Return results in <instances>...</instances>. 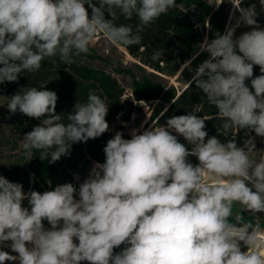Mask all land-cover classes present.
<instances>
[{
  "label": "clouds",
  "instance_id": "9594fccd",
  "mask_svg": "<svg viewBox=\"0 0 264 264\" xmlns=\"http://www.w3.org/2000/svg\"><path fill=\"white\" fill-rule=\"evenodd\" d=\"M229 2L235 23L197 46L193 59L202 53L207 59L192 70L191 83L218 110V132L231 139L209 137L207 118L188 112L158 127L141 125L130 139L115 132L103 148L105 161L93 162L78 188H53L48 181L50 190L25 191L0 175V264H264V155L248 147L264 138V28L255 3ZM259 3L264 10V0ZM175 4L0 0V84L38 72L46 59L74 63L100 34L113 45H140L144 28ZM120 17L138 23L117 24ZM241 25L250 30L236 36ZM161 55L156 50L151 59ZM254 66L261 74L253 78ZM52 80L21 87L6 104L10 114L40 121L22 138L28 161L38 152L40 160L55 163L70 156L74 144L110 130L109 106L93 91L66 120L58 114V95L46 89ZM241 130L242 147L233 136Z\"/></svg>",
  "mask_w": 264,
  "mask_h": 264
},
{
  "label": "trees",
  "instance_id": "16d2710c",
  "mask_svg": "<svg viewBox=\"0 0 264 264\" xmlns=\"http://www.w3.org/2000/svg\"><path fill=\"white\" fill-rule=\"evenodd\" d=\"M186 1L176 0L175 7L170 9L166 15H161L154 23L146 26L141 33L140 45L122 46L135 61L140 63L138 66L145 72L142 78H137L128 71L132 76L134 100L136 102L154 103L158 101L151 114V118L155 121V127L165 124L166 120L174 115L194 112L198 116L207 118L205 130L209 137L217 136L222 142H226L227 139H231V136L225 138L218 132L221 124L216 115L218 110L209 105L204 93L194 83H191L194 74L192 70L207 59V53H202L193 59L198 51L197 46L204 37L197 26V22L181 7V5H185ZM106 18L110 19L107 14ZM116 23L136 24L138 20L134 17L132 21H126L120 17ZM156 50H162V55L159 60L153 61L151 57ZM95 58L100 57L89 52L76 57L75 62L71 64L61 63L58 58L46 59L42 62L38 72L21 74L18 82L0 84V95L9 99L21 87H40L45 80L53 77L55 80L48 82L46 89L55 91L58 95L56 107L58 114L65 115L64 119L66 120V115L73 110L74 105L78 101L85 102L89 91H93L104 99L109 106L106 120L110 128L115 117L128 112L125 108L126 102L131 107L133 102L123 99L125 89L111 73L105 69L95 68L88 63V60ZM189 60L192 62L185 63ZM146 69H150V72H146ZM117 72L123 73L125 71L119 70ZM260 74L259 66H254L253 78ZM177 75L180 88L166 79V77L174 78ZM246 84L251 89L250 80L246 81ZM185 85L188 86L185 88ZM179 90L181 93L178 95ZM24 117L26 123L23 134L25 135L40 121L25 115ZM250 135L253 136V133ZM233 136L236 138L238 146L242 147L247 138L244 130L234 132ZM109 137V132H106L97 139H90L86 143H76L72 146L70 156L61 157L55 163L40 160L38 152L29 161L27 169H23L14 163L0 162V175L9 181L21 183L25 191L30 188L40 192L50 190L48 181H51V187L57 184L73 183V166L77 163L83 161L86 163H103L105 161L103 148ZM255 144L254 140V144L248 146L249 149ZM24 203L27 206V201Z\"/></svg>",
  "mask_w": 264,
  "mask_h": 264
},
{
  "label": "rangeland",
  "instance_id": "374dc122",
  "mask_svg": "<svg viewBox=\"0 0 264 264\" xmlns=\"http://www.w3.org/2000/svg\"><path fill=\"white\" fill-rule=\"evenodd\" d=\"M253 3H255L257 7L258 23L264 28V10H261L259 0H243L242 6L249 7ZM181 7L197 22V26L204 38L207 36L209 39H212L216 32L223 33L230 23H235V19L230 21L233 5L229 0H187L185 5H181ZM238 16L239 12L237 11L236 17ZM249 30L248 27L241 25V27L237 28L235 35L239 36L242 32ZM89 52L100 58L90 59L88 63L95 68L105 69L108 73H111L125 89L123 99L133 102L132 107L126 102L125 108L128 112L126 114H119L111 122L110 130L108 131L110 135L109 139H111L117 131L122 132L125 139H130L131 131L133 129H140L141 125H143L145 129L150 126L155 127V121L151 118V114L158 101L154 103L145 101L136 102L134 100L132 76L128 71L133 73L137 78H142L145 72L138 66L140 63L132 59L124 47L111 44L103 34L98 35L92 44H90ZM119 70L125 72L119 73L117 72ZM146 72L149 73L150 69H146ZM177 77L178 75L174 78L166 77V79L180 88L181 86L177 81ZM7 102L8 99L0 95V162L14 163L23 169H27L29 161L23 155V149L21 147L24 135V124L26 123L25 117L19 112L14 115L10 114L6 105ZM253 136H255L254 133ZM179 139L182 143H186L182 137ZM255 142L256 144L250 148L251 153L253 155H264V138L255 137ZM189 159L194 165L198 163L195 157H190ZM92 165L93 162L86 163L83 161L73 166L74 176L78 174L80 178L79 180L74 178L73 181V184L77 188L79 183L87 177ZM54 187L55 186H53V188ZM235 210L234 208V212ZM244 215L247 220H256V217L251 214L245 213ZM259 215H261L259 218L260 223L262 227H264V214ZM45 227H48L47 222H45ZM123 247L124 245H121L119 248L114 249V253H119ZM4 250L10 251L8 248ZM13 255H15V253H13ZM7 264H12V262H7ZM82 264H88V262L85 261L82 262Z\"/></svg>",
  "mask_w": 264,
  "mask_h": 264
},
{
  "label": "water",
  "instance_id": "95a60500",
  "mask_svg": "<svg viewBox=\"0 0 264 264\" xmlns=\"http://www.w3.org/2000/svg\"><path fill=\"white\" fill-rule=\"evenodd\" d=\"M127 53H128V52H127ZM128 54H129V53H128ZM129 55H130V54H129ZM187 86H188V85H187ZM187 86H185V88H186ZM185 88H184V89H185ZM180 93H181V91L179 90L178 95H179ZM168 107H169V105H168ZM168 107H167V108H168Z\"/></svg>",
  "mask_w": 264,
  "mask_h": 264
},
{
  "label": "bare ground",
  "instance_id": "6f19581e",
  "mask_svg": "<svg viewBox=\"0 0 264 264\" xmlns=\"http://www.w3.org/2000/svg\"><path fill=\"white\" fill-rule=\"evenodd\" d=\"M129 55V54H128ZM130 56V55H129ZM131 57V56H130ZM132 58V57H131ZM133 59V58H132Z\"/></svg>",
  "mask_w": 264,
  "mask_h": 264
}]
</instances>
